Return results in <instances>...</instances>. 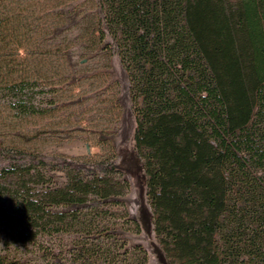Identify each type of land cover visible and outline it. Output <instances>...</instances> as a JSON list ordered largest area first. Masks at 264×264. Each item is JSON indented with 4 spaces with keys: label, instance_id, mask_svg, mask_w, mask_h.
<instances>
[{
    "label": "trees",
    "instance_id": "1",
    "mask_svg": "<svg viewBox=\"0 0 264 264\" xmlns=\"http://www.w3.org/2000/svg\"><path fill=\"white\" fill-rule=\"evenodd\" d=\"M92 4V52L109 38L105 49L117 50L129 75L134 153L161 252L171 264H264V0ZM26 82L7 87L21 90ZM18 103L23 112L35 109ZM0 160H8L0 169L6 249L9 241L33 243L42 231L60 233L68 221L51 208L84 205L92 194L99 206L113 195L110 181L83 175L125 173L120 163L18 149L1 151ZM48 165L79 175L41 198L32 185ZM0 264L11 263L0 253Z\"/></svg>",
    "mask_w": 264,
    "mask_h": 264
},
{
    "label": "rangeland",
    "instance_id": "2",
    "mask_svg": "<svg viewBox=\"0 0 264 264\" xmlns=\"http://www.w3.org/2000/svg\"><path fill=\"white\" fill-rule=\"evenodd\" d=\"M92 12V0H0V152L18 149L90 165L120 163L125 169L108 177L83 175L110 181L113 195L99 206L92 194L84 205L51 208L68 221L60 233L42 231L28 245L9 241L8 249V236L0 233V253L11 264H163L157 251L171 264L153 232L147 178L134 153L129 75L117 50L105 49L109 38L92 52ZM25 80L21 90L7 87ZM21 99L35 109L23 112ZM7 164L0 160V169ZM39 168L42 177L32 188L41 198L79 175L71 168Z\"/></svg>",
    "mask_w": 264,
    "mask_h": 264
},
{
    "label": "water",
    "instance_id": "3",
    "mask_svg": "<svg viewBox=\"0 0 264 264\" xmlns=\"http://www.w3.org/2000/svg\"><path fill=\"white\" fill-rule=\"evenodd\" d=\"M143 194H144V190H141V191H140V196H139V197H140V200H141V202H142V206H141L142 208H141V209L144 210V211L146 212V210H145V208H144ZM142 210H141V211H142ZM157 254L159 255V259H160V261H161L163 264H166L165 261H164V259L160 256V253H159L158 251H157Z\"/></svg>",
    "mask_w": 264,
    "mask_h": 264
},
{
    "label": "flooded vegetation",
    "instance_id": "4",
    "mask_svg": "<svg viewBox=\"0 0 264 264\" xmlns=\"http://www.w3.org/2000/svg\"><path fill=\"white\" fill-rule=\"evenodd\" d=\"M141 214H142V218L145 221L147 219V213L144 210H142Z\"/></svg>",
    "mask_w": 264,
    "mask_h": 264
}]
</instances>
